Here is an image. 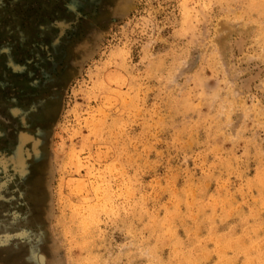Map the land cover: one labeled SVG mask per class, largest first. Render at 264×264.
I'll list each match as a JSON object with an SVG mask.
<instances>
[{
	"label": "rangeland",
	"instance_id": "rangeland-1",
	"mask_svg": "<svg viewBox=\"0 0 264 264\" xmlns=\"http://www.w3.org/2000/svg\"><path fill=\"white\" fill-rule=\"evenodd\" d=\"M0 264H264V0H0Z\"/></svg>",
	"mask_w": 264,
	"mask_h": 264
}]
</instances>
